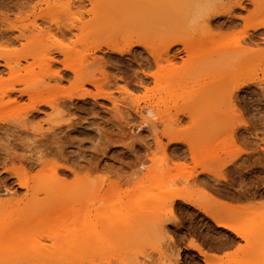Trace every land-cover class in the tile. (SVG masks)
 Masks as SVG:
<instances>
[{
	"label": "rangeland",
	"instance_id": "obj_1",
	"mask_svg": "<svg viewBox=\"0 0 264 264\" xmlns=\"http://www.w3.org/2000/svg\"><path fill=\"white\" fill-rule=\"evenodd\" d=\"M136 1L101 0L87 15L90 4L83 0L85 25L68 32L61 25L68 19L53 0H0V190L26 200L19 184L24 177L33 195L46 201L40 187L54 169L71 194L90 180L100 184L98 194L119 203L143 194L147 204L160 207L130 216L133 231L106 245L94 264H174L177 251L178 264H207L194 244L218 255L209 264H264V0H222L217 16L192 28L183 23L188 0ZM33 23L41 38L19 40V28ZM253 24L260 26L252 30ZM244 30L259 44H247L245 54L257 51L256 57L239 64L234 51L220 69L208 62L213 49L234 44ZM85 54L95 58L73 72ZM16 59L19 71L5 63ZM48 65L61 77L43 81ZM241 74L246 85L227 94ZM137 104L178 123L164 120L132 137ZM19 110L22 116L15 117ZM39 123L41 134L33 129ZM221 199L238 206L225 209ZM210 211H222L247 236L216 226ZM40 227L34 224L31 232L51 244ZM21 263L28 264L15 262Z\"/></svg>",
	"mask_w": 264,
	"mask_h": 264
},
{
	"label": "bare ground",
	"instance_id": "obj_2",
	"mask_svg": "<svg viewBox=\"0 0 264 264\" xmlns=\"http://www.w3.org/2000/svg\"><path fill=\"white\" fill-rule=\"evenodd\" d=\"M86 1L88 2V4H90V9L86 11L87 15H89V14H93V10L97 9L98 5H100L101 0H86ZM107 1L113 2L114 0H107ZM140 1H136V2L140 3ZM221 1L222 0H188L186 3H184L185 6L183 10L184 13L183 23L185 24L184 26L192 28L197 25H199L198 27H200L203 23H208L209 18L210 17L213 18L215 13L218 12L216 6L217 3ZM50 5L49 7H53V6L59 7L60 11H62L66 15V18L68 19V23L65 24L66 23L65 22L63 24L62 22L61 25L66 27L67 29L65 30H67L68 32L72 31L73 28H81L85 25V22L82 21V18L85 13L79 11L80 9H83L85 7L83 0H53L52 2L53 6ZM226 8H230V7H226ZM74 10H76L75 17H73ZM223 10L221 9L219 10V12ZM147 19L150 18L147 17ZM235 22L233 20V23ZM55 23L57 24L58 22ZM259 26H260L259 24H253L250 25L249 28H251L252 30H256L257 28H259ZM25 30H27V32ZM19 31H20V36L18 35L19 40L27 39L29 41L31 40L37 41L41 38L40 27H38L34 23L31 24V26L26 25L23 26L22 28H19ZM64 34H66L65 31ZM256 35H258V33ZM251 37L252 36L248 35V31L244 30L242 36L238 37L234 41V44L230 46L226 45L223 47H216L215 49H213L210 54V56L213 55V58H209L208 62L214 64L216 68L220 69L222 66H226L227 63H231L233 59L235 60L238 59V63L243 64L245 63L246 59L250 57H256L258 55L257 51L256 53L254 52L255 54H257L256 56H251V54L249 55L245 54L247 44H249L250 46L251 44L255 46L259 45L258 43H256L257 40L256 41L252 40L255 37L253 36L254 38L252 39ZM181 42L182 44L186 45L184 41L181 40ZM234 51L237 52L238 56H234V58L229 61V56L227 54H229V52H234ZM92 55L93 54H85L80 56L79 57L80 64L72 66L71 70L75 73H79L81 71L80 67L82 68L83 63L85 61H88L89 58L90 59L95 58V56L93 57ZM13 62L10 63V61L9 62L5 61L6 65L14 64L15 66L14 69L17 70H13V71H19V69L16 68L17 67L16 65L19 64L18 60L14 63ZM51 63L49 64L50 66L52 65ZM49 65H48L49 70H47L49 74L45 73L42 74L41 76L39 75L40 78L41 77L43 78L44 76H47L46 78H49L51 76V79L52 78L58 79L59 77H61L56 72L50 71ZM7 67L9 70H11L9 67L12 66H7ZM242 76H243L242 74L238 76L240 78L237 80L236 83L232 85V89H230V91L227 94H229L230 92L232 93V91H234V89L237 87L246 85L245 80L242 78ZM36 78L37 79L35 80L38 81L39 78L38 77ZM42 80L45 81L44 78ZM47 80L50 81V78ZM89 82L90 84L97 86V81L95 79H90ZM82 88L85 89V87ZM111 102L114 104V106H116V101L113 98H111ZM136 106L137 107L134 109V113L138 115L139 123L134 128H132L131 130L132 137L140 135L141 129H143L145 126H151L153 129H155L156 125L164 123V120H167V122H169L171 125L178 123L177 117H173L169 115L164 116V112L153 111L152 108L149 107L148 105L139 106V104H137ZM50 107L52 108V111L58 112L61 115V118L63 119L66 113L62 114V112L54 105H50ZM33 108H36V106H34ZM19 114L22 116L23 113H21V111L19 110L16 111L13 115L16 117L19 116ZM67 120L68 119H66V121ZM174 126L173 128H175ZM33 129L39 134H41L43 132V124L39 123L35 125ZM170 138L173 139V137ZM157 144L158 145L156 146H158L160 149L159 152L161 151L160 157L158 155V157L160 158L158 159L159 165L163 166L164 145H162L163 143H161V141H158ZM88 182L91 183V184L87 183L88 186L85 185L86 182H80L79 185L77 186L79 191L77 193L75 192L71 194L70 193L71 190L65 189L60 186L61 182L58 180L57 172L56 170L52 169L50 171V174L45 178L42 187H40V189L48 199L46 201L42 202L38 200L36 193L33 195L32 193L33 187L32 185H30L29 181L24 177L20 178L19 184H21L25 188V191L27 193L26 200L15 199L14 197H12L11 193L8 192L7 190L4 189L2 191L0 190V264H15V262L18 260H24L28 264L99 263L100 262L99 259L104 258L103 256L106 255V251H105L106 245L110 244L112 240H116L124 237L127 231L128 232L133 231L130 225L127 224L130 216L134 214L136 215L139 212L145 213V210H147L152 206L160 209L159 206H154V205L150 206L149 204H147V202L143 198L144 196H141L143 194L139 195V197L135 195L137 196L136 198L134 196L133 199H128L127 202H125L124 204L119 203L120 199L117 200L116 197L110 194L107 193L98 194L100 184L99 186L93 185L92 184L93 181L90 182V180H88ZM163 182L164 181L162 180L161 183ZM161 186L159 185V188H161ZM108 187L109 188H107L108 189L107 192L109 193L111 191L110 189L111 185H109ZM12 192L14 193V191ZM60 193H62V195H60ZM218 201L220 205L225 209L238 206V205L235 206L232 205L228 201H225V199L224 201H222V199ZM45 202H47L48 204L47 206ZM99 203L101 204L97 205ZM167 209H168L167 210L168 213H171L170 206ZM210 212L211 213H209V215L211 219L215 222L216 226L230 230L235 236L239 238L240 237L245 238L247 236L246 233L239 230V228L235 226V224L229 222L226 215L222 211H218V212L210 211ZM28 215L30 216V220L26 222L27 226L26 225L24 226L22 225L23 218ZM37 223L41 225L42 232H45L47 234L46 236L51 239L52 241L51 244L47 245L46 243L42 242V240L39 239V237H35V235L31 232L32 230L31 228L34 226V224ZM127 225L129 226V229ZM131 226L133 228L138 229V227L135 226L134 224H131ZM226 244L224 245L225 247ZM224 246H221V248L223 247L222 249H225ZM192 248H194L197 251V253H199L202 256L203 260L207 264H209L212 261V259L217 255V254L215 255V253L213 252H210L209 250L203 249L198 244H194ZM118 254L121 255L120 253ZM158 255L160 259H164L163 251L159 250ZM240 259L243 260L242 258ZM180 261H181V257L179 255V252L177 251L174 259V264H178ZM235 263H237V261ZM140 264H143V262H141Z\"/></svg>",
	"mask_w": 264,
	"mask_h": 264
}]
</instances>
